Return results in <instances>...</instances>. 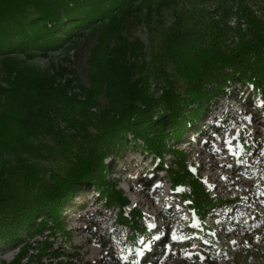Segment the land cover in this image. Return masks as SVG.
Listing matches in <instances>:
<instances>
[{
  "label": "trees",
  "instance_id": "16d2710c",
  "mask_svg": "<svg viewBox=\"0 0 264 264\" xmlns=\"http://www.w3.org/2000/svg\"><path fill=\"white\" fill-rule=\"evenodd\" d=\"M205 1L0 0V53L9 70L7 86H0V251L18 248L11 264L65 257L69 252H59L55 238H49L57 233L72 238L65 213L90 186L108 205L120 206L118 220L135 236L146 234L139 223L142 211L134 207L126 213L130 199L112 179L115 166L108 162L130 148L128 137L133 149L148 153L146 158L172 154L170 164L162 159L160 165L173 190L190 186L177 195L199 216L239 201L214 197L201 172L190 170L188 152L176 144L190 135L202 136L206 127L198 125L212 100L237 83L252 86L264 110V0L260 15L247 0H219L213 10ZM166 9L173 10L170 25L162 19ZM234 16L237 23L231 26ZM141 24L160 35L150 64L141 39L129 40L125 34ZM89 26L102 31L89 60L91 86L80 87L86 92L83 98L71 92L72 79L56 83L67 69L50 76L9 61L17 52L31 57L36 50L60 46ZM153 81L162 83L158 97L150 92ZM100 96L107 104L98 102ZM59 115L68 134L56 121ZM53 151L58 153L51 156ZM39 156L60 161L40 166L32 161ZM217 225L222 228L217 243L236 264H264L263 240L252 237L253 248L237 249L228 241V222ZM38 235L45 239L33 241ZM161 258L163 253H149L143 261L160 264Z\"/></svg>",
  "mask_w": 264,
  "mask_h": 264
},
{
  "label": "rangeland",
  "instance_id": "374dc122",
  "mask_svg": "<svg viewBox=\"0 0 264 264\" xmlns=\"http://www.w3.org/2000/svg\"><path fill=\"white\" fill-rule=\"evenodd\" d=\"M218 1L206 0L208 10L218 6ZM247 1L260 15L259 7L263 3L260 0ZM229 5H233L232 2ZM162 19L170 25L174 19L173 10L166 9ZM228 23L234 26L236 16ZM101 31L89 26L64 40L60 46L45 52L36 50L31 57L17 52L9 61L18 68L35 67L50 76L60 69H67L64 71L66 74L56 76V83L63 84L65 80L72 79L71 92L80 93V98H83L86 92L80 87L88 89L91 86L89 60ZM125 34L129 40L135 36L141 39L145 46V59L152 63L151 52L160 41L159 32H152L141 24L136 25L132 33ZM7 62L6 56L0 53V86L4 87L9 74ZM161 85V81L151 82L150 92L158 97ZM227 91V95L212 100L205 113L206 119L198 125H205V133L194 138L190 135L188 139L177 142L176 149L188 152L190 170L201 172L202 182L214 197L227 201L239 197V201L232 206L212 207L204 217L199 216L177 195L180 192L177 189L190 190V186H178L173 190L171 180L160 165L162 159L170 164L172 154L159 156L151 153L146 158L148 153L133 149L128 137L130 148L109 158L108 162L115 166L112 179L130 199V204L125 207L126 213L129 214L134 207L142 211L139 223L146 226V234L135 236L126 224L118 220L120 206L108 205L106 199L99 198L97 191L90 186L74 200V208L65 213V225L72 238L60 233L49 238H55L54 247L59 252L69 253L60 258L44 256L38 264H149L143 261L149 251L157 256L164 254L160 264H236L216 240V234L222 230L217 224L225 221L229 224L226 230L228 241L234 248L241 247L245 251L253 248L252 237L254 242L264 241V110L260 99L254 97L252 86L237 83ZM107 101L105 96L98 99L102 104H107ZM97 109V106L92 107V111ZM56 121L68 134L69 129L61 115ZM48 142L52 144L51 140ZM56 152L53 151L51 156ZM51 160L40 156L32 158L33 162L47 167L60 161ZM173 233L177 239H173ZM35 239L33 241H40L45 237L38 235ZM135 241L137 246L143 245L142 258L137 257L140 253ZM180 243L187 246L177 248L176 244ZM148 245L151 247L146 251ZM17 252L18 248L5 247L3 252L0 251V264H11ZM33 253L36 254L37 250Z\"/></svg>",
  "mask_w": 264,
  "mask_h": 264
},
{
  "label": "snow or ice",
  "instance_id": "6c2138e0",
  "mask_svg": "<svg viewBox=\"0 0 264 264\" xmlns=\"http://www.w3.org/2000/svg\"><path fill=\"white\" fill-rule=\"evenodd\" d=\"M194 171V170H193ZM177 191H183V189H177ZM178 237L176 236L175 233H173V239H177Z\"/></svg>",
  "mask_w": 264,
  "mask_h": 264
}]
</instances>
